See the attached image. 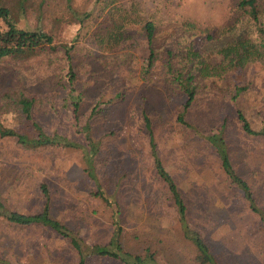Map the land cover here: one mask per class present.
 <instances>
[{"label":"rangeland","instance_id":"1","mask_svg":"<svg viewBox=\"0 0 264 264\" xmlns=\"http://www.w3.org/2000/svg\"><path fill=\"white\" fill-rule=\"evenodd\" d=\"M95 2L0 0V5L11 10L19 28H42L53 34L56 45H74L75 58L90 66L108 52L104 41L95 35L101 10L93 12V19L85 26H80L73 14L91 12ZM114 4L128 12L133 4L143 16H154V70L161 66L168 48L185 56L189 42L204 48L205 43L212 46L234 36L245 39L256 31L253 25L237 23V0H115ZM0 25H4L1 20ZM127 31L129 39L123 46L139 66L148 52L142 24L130 22ZM39 61L36 56L23 65L11 60L0 62V87L24 75L26 84H31L37 79L34 66ZM263 75L264 68L259 65L233 75L236 82L248 84L236 104L214 90L201 95L186 115L198 131L188 141L177 120L185 95L178 94L166 102L147 82L126 91L125 97L108 109L105 119L96 123L91 141L72 128V116L63 108L61 94L37 91L45 101V121L79 147L34 152L0 140V196L9 210L39 211L44 202L40 185L47 183L51 215L77 231L85 264H99L100 257L88 247L101 239L109 240L117 231L116 206L95 193L99 182L105 194L120 203V240L125 249L150 247L160 264H189L195 251L182 237L166 186L154 169L143 118V110H147L155 119L152 122L160 123L155 134L158 153L182 194L189 229L202 236L222 264H264V137L245 134L237 118L240 108L253 128L264 126ZM87 104L86 111L92 101ZM0 119L10 128L22 125L18 112L4 113ZM223 123L231 161L251 186L261 213L248 206L239 188L224 177L218 157L203 146L201 135L220 133ZM89 165L95 180L88 175ZM0 258L8 264H77L78 260L68 242L52 231L16 227L2 217Z\"/></svg>","mask_w":264,"mask_h":264},{"label":"trees","instance_id":"2","mask_svg":"<svg viewBox=\"0 0 264 264\" xmlns=\"http://www.w3.org/2000/svg\"><path fill=\"white\" fill-rule=\"evenodd\" d=\"M114 2L115 0H96L91 12L73 14L74 20L80 26H85L87 21L93 19V12L101 10L97 16L95 35L104 41L108 52L98 59L95 58L90 66L75 58L72 52L74 45H56L53 34L42 28H19L11 17V10L0 5V20L4 24L0 25V62L11 60L23 65L31 62L36 56L40 58L39 63L34 66V78L37 76L34 82L27 85L24 75L0 87V116L4 113L18 112L22 118V125L18 128L6 126L0 119V140L10 141L19 149L34 152L55 147L60 149L79 147L54 124L51 126L45 121V101L37 91L61 94L63 108L72 116V128L91 141L96 123L103 121L108 109L122 100L126 91L140 82H147L156 87L166 102L173 101L174 96L178 94L185 95L184 109L177 113V120L184 127L185 141L192 140L198 131L186 120V115L199 97L207 91L214 90L222 96L229 97L236 104L248 89V84L236 82L233 75L253 65L264 68V3H261V0H237L236 4L239 11L237 23L240 26H255V35L245 39L234 36L212 46L205 43L204 48L189 42V50L185 56H179L168 48L158 70L152 68L157 29L154 16H143L133 4L132 11H123ZM130 22L142 24L147 40L146 60L139 66H136L131 51L125 50L123 46L129 39L127 26ZM195 43L198 44L196 40ZM88 100L92 101V104L86 111ZM146 112L147 110H143V118L154 169L166 186L182 237L191 243L195 251V256L189 264H222L202 236L189 229L187 208L182 194L158 153L155 134L160 123L152 122L155 119L150 118ZM237 118L245 134L264 137V126L253 128L240 108L237 109ZM153 123L158 126L155 127ZM223 128L224 123L220 133L209 132L201 135L205 144L203 146L208 147L218 157L224 177L230 184L239 188L248 206L253 211L261 213L255 204L251 186L237 172L231 161ZM86 169L88 175L95 180L92 166L89 165ZM40 186L44 202L39 211L9 210L0 196V217L16 227L35 226L52 231L65 239L76 252L77 264H85V255L77 231L51 215L50 190L45 182ZM95 193L108 202H114L116 206L114 220L117 223V231L111 234L109 240L101 239L88 247L90 253L100 257L99 264H160L150 247H143L140 251H129L124 248L120 240L122 231L119 225L120 203L115 197L106 195L99 182ZM0 263L8 264L1 258Z\"/></svg>","mask_w":264,"mask_h":264}]
</instances>
